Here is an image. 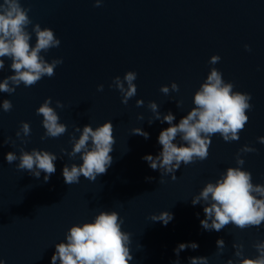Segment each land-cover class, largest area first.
<instances>
[{
	"label": "water",
	"instance_id": "95a60500",
	"mask_svg": "<svg viewBox=\"0 0 264 264\" xmlns=\"http://www.w3.org/2000/svg\"><path fill=\"white\" fill-rule=\"evenodd\" d=\"M19 2L30 9V44L36 42L35 24L51 28L60 46L41 55L48 62L62 58L63 63L53 77L45 76L34 86L21 83L12 94L0 92V259L5 264H51L55 244L66 242L68 229L92 222L101 211H116L123 219L122 231L131 234L134 259L129 264H172L177 259L189 264V257L200 256L208 257V264H226L229 259L239 264L234 243L243 244L244 257L256 258L253 245L264 241V223L259 228L241 230L229 224L220 232L206 231L200 224L205 218L203 202L193 206L191 200L228 167L239 166L236 156L245 145L256 151L240 153L244 164L239 167L252 174L254 185H264V144L257 140L264 136V0H102L99 7L95 0ZM246 44L251 51L245 50ZM213 55L221 57L215 65L209 63ZM2 59L0 82L14 74L11 59ZM213 67L234 85L233 91L251 94L249 120L238 141L225 142L219 133L211 136L207 159L182 163L175 180L170 173L159 183L161 173L142 157L162 151L158 136L169 125L155 120L148 104L158 105L161 119L171 111L176 117L173 123H179L195 107L194 94ZM128 71L137 73V92L125 105L119 90L109 85ZM172 82L179 86L178 92L160 91ZM98 85L104 86L103 91L97 90ZM49 97L67 131L42 140L46 130L36 109ZM4 99L13 105L9 112L3 111ZM137 100H143V106L137 107ZM57 101L63 108L56 106ZM106 121L112 123L116 141L107 173L95 181L81 176L79 183L67 185L64 165H79L82 160L80 154L71 158L61 149L72 151L71 137L80 135L76 127L82 130L90 124L95 129ZM21 122L30 125L28 137L22 132L21 138L16 137ZM134 128H142L149 138L133 135ZM174 143H182L179 136ZM21 148L57 155L56 172L48 182L44 173L37 179L19 170V160L6 162L8 152L19 156ZM162 211L173 215L167 225L150 219ZM218 239L225 242L219 255ZM190 242L199 247L185 249L177 257L174 249Z\"/></svg>",
	"mask_w": 264,
	"mask_h": 264
},
{
	"label": "clouds",
	"instance_id": "9594fccd",
	"mask_svg": "<svg viewBox=\"0 0 264 264\" xmlns=\"http://www.w3.org/2000/svg\"><path fill=\"white\" fill-rule=\"evenodd\" d=\"M102 0H95L94 6L99 7ZM30 9L23 8L19 0H4L0 4V70L5 66L4 57L11 59L10 68L14 74L9 75L0 82V92L12 94L21 83L25 87L34 86L43 77L49 78L55 75V68L63 63L61 59H53L51 62L45 60L41 52H47L51 48L60 46L61 41L55 36L51 28H41L40 24L32 27L35 33V45L30 44L31 33L27 31V26L32 23L28 16ZM246 51H251L249 45H244ZM221 57L213 55L209 63L215 65L219 63ZM137 79L135 71H128L123 79L116 76L109 87H115L122 95V103L127 104L128 100L136 95L137 87L134 81ZM103 85H98L97 90L103 91ZM234 85L225 82L222 73L215 67L211 68L206 80L195 92L193 97V107L187 115L183 116L179 123L175 115L169 111L163 115L158 111L155 102H149L148 107L155 114V120L167 123L169 127L161 130L158 136V143L162 146V151L153 156L151 154L142 157L152 170H159L161 177L159 183H164L163 176L172 174L175 180V171L183 163L188 165L199 159H207L210 137L219 133L225 142L238 141L239 133L245 128L249 117L246 114L253 105L249 103L252 99L250 93L233 91ZM178 92L179 86L172 82L170 87L161 86L160 91L167 95L169 91ZM51 97L36 109L37 115H42L43 128L46 130L44 136L58 138L65 134L67 126L59 122V116L51 107ZM143 100H137V107L143 106ZM181 102L176 101L177 107ZM56 106L63 108L60 101ZM12 103L8 99L2 101L4 112L12 110ZM138 119L143 120V116ZM149 125L153 120L148 121ZM79 138L71 137L72 151L67 152L61 149L69 157L75 158L80 154L82 163L72 164L70 167L65 164L62 169L64 182L72 185L80 182L81 176L89 181H95L98 176L107 173L108 168L113 163L110 153L113 151L115 138L113 135V125L106 121L93 129L88 124L76 127ZM30 135L31 129L27 122H21L20 131L16 132V137L21 138ZM133 135L149 138V133L142 128H134ZM180 137L182 143L174 141ZM258 142L264 144V136L257 138ZM27 143V141H23ZM8 140H5V144ZM256 149L245 145L239 150L236 156V163L239 166L244 164L240 153L255 152ZM57 155L45 150L33 148L30 152L20 149V155L15 152H8L5 160L8 164L19 160L17 168L26 170L30 175L39 179L44 173V182H48L51 175L55 174L56 166L54 161ZM228 167L215 183L208 182L198 195L191 200L193 206L203 202V212L205 218L200 220L202 228L206 231L220 232L225 226L232 224L243 230L250 227H257L264 223V185L253 184L252 174L242 170V167ZM147 180L153 178L147 177ZM197 216L199 214L197 213ZM151 221H159L167 225L173 215L170 212L162 211L158 215L153 214ZM123 219L116 211H101L92 222L72 225L66 233V242L61 241L55 244V252L51 256V264H129L134 259L130 251L131 234L122 231ZM217 254H221L225 248L223 239L216 241ZM199 245L195 242L180 243L174 253L179 257L180 252L185 249L196 250ZM235 256L239 258V264H264V241H258L253 245L258 255L256 258H246L243 256V244L232 245ZM0 264H5L0 259ZM172 264H180L179 259ZM189 264H208V257H189ZM226 264H233V260H227Z\"/></svg>",
	"mask_w": 264,
	"mask_h": 264
}]
</instances>
